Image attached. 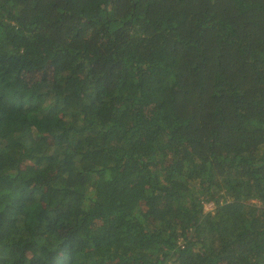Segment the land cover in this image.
<instances>
[{"label":"trees","instance_id":"1","mask_svg":"<svg viewBox=\"0 0 264 264\" xmlns=\"http://www.w3.org/2000/svg\"><path fill=\"white\" fill-rule=\"evenodd\" d=\"M0 264H264V0H0Z\"/></svg>","mask_w":264,"mask_h":264},{"label":"rangeland","instance_id":"2","mask_svg":"<svg viewBox=\"0 0 264 264\" xmlns=\"http://www.w3.org/2000/svg\"><path fill=\"white\" fill-rule=\"evenodd\" d=\"M214 205L212 203H203V211L204 212H213Z\"/></svg>","mask_w":264,"mask_h":264}]
</instances>
